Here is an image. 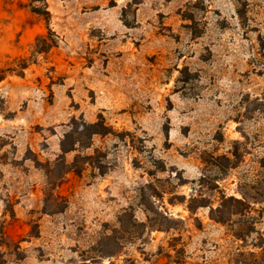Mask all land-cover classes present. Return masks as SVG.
Returning a JSON list of instances; mask_svg holds the SVG:
<instances>
[{"label": "rangeland", "instance_id": "374dc122", "mask_svg": "<svg viewBox=\"0 0 264 264\" xmlns=\"http://www.w3.org/2000/svg\"><path fill=\"white\" fill-rule=\"evenodd\" d=\"M0 264H264V0H0Z\"/></svg>", "mask_w": 264, "mask_h": 264}, {"label": "trees", "instance_id": "16d2710c", "mask_svg": "<svg viewBox=\"0 0 264 264\" xmlns=\"http://www.w3.org/2000/svg\"><path fill=\"white\" fill-rule=\"evenodd\" d=\"M37 41H42L44 43V46L38 50V52H47L48 50H50L52 47L55 46L56 41L53 39H47L44 36L39 37V39ZM76 126H75V130L71 135H76V134H86L88 136H93V135H97V134H108L110 133V129L109 127L104 123L103 118H101L98 122L93 123V124H82L79 125L77 122H75ZM81 126V128H80ZM70 135V134H69ZM67 135V137L69 136ZM75 148V145L71 144L68 145V142L66 141V138L62 140L61 142V152L62 154L59 156V158L57 159V161L53 164V168L50 169V167L46 168V176L48 178V183L52 186H55L57 181L61 180L62 177L64 176V174H66L71 168L72 166H69L68 169H66L67 165L65 164V162L63 161L65 154L68 152H71ZM76 167V165H75ZM68 170V171H67ZM49 199L52 200V196L50 194ZM59 199L60 197H58L57 199L54 200V204H56L57 202L59 203ZM61 210V209H58Z\"/></svg>", "mask_w": 264, "mask_h": 264}]
</instances>
